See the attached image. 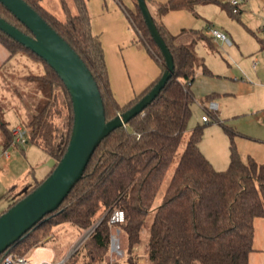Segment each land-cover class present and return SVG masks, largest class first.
<instances>
[{
	"label": "trees",
	"instance_id": "trees-1",
	"mask_svg": "<svg viewBox=\"0 0 264 264\" xmlns=\"http://www.w3.org/2000/svg\"><path fill=\"white\" fill-rule=\"evenodd\" d=\"M24 1L87 66L99 90L106 121L136 104L156 84L165 69L163 57L149 35L136 0H133L134 10L123 7L127 19L150 55L159 62L161 74L141 94L120 105L112 95L100 39L91 32L87 0H72L76 14H72L65 7V1L61 0L66 14L64 21L46 10L41 0ZM146 3L156 29L172 55V77L141 113L101 141L82 177L57 210L46 215L0 254V262L7 253L25 255L43 241L53 240L55 232L65 225L83 234L99 222L64 264H139L141 253L138 248L142 244L146 264H250L248 255L253 248V221L264 217V161L257 163L251 157L245 162L241 160L234 142L236 132L220 122L216 112L209 114L213 121L219 122L229 138L227 168L216 170L200 150L203 132L209 121L196 124L188 134L161 201L155 207L151 221H148L156 196L187 130L194 103L190 85L197 69L200 68L205 75H212L205 64L200 63L193 49L196 41H204L211 49V37L197 30L184 29L182 33L189 35V41L183 42L170 35L158 18L169 11L181 9L197 15L195 7L205 4H218L232 16H237L240 10L233 14L230 5L219 0H167L164 3L146 0ZM0 17L29 34L2 4ZM0 43L9 53L2 71L19 52L43 64L42 74L27 79L35 83L34 92L39 98L27 106L19 123L26 129L27 143H33L57 162L66 150L72 128L69 94L56 73L41 58L1 31ZM58 95L67 109L62 132L52 121V109ZM0 131L4 147L13 145V134L5 122L0 121ZM42 180L36 181L9 207ZM115 209L123 211L124 222L113 226L109 224V217ZM115 229L121 235L120 256L110 253V234Z\"/></svg>",
	"mask_w": 264,
	"mask_h": 264
},
{
	"label": "crops",
	"instance_id": "crops-1",
	"mask_svg": "<svg viewBox=\"0 0 264 264\" xmlns=\"http://www.w3.org/2000/svg\"><path fill=\"white\" fill-rule=\"evenodd\" d=\"M153 1L164 3L167 0ZM219 1L228 3V0ZM245 1V5L248 7L254 5V3L264 5V0H243L242 3ZM87 7L91 20V32L100 39L104 52L112 95L120 105H124L141 94L152 82L158 79L161 74L160 64L150 55L136 30V34H133L129 28L130 23L123 7L134 10L135 5L133 0H87ZM218 9H220L218 13L220 18L222 15L220 13H222V9L224 8L218 4H205L195 7L197 15L185 9L173 10L160 16L158 22L164 26L170 35L177 37L183 42H187L189 41V35L183 34L182 30L193 29L205 34L204 29H196L199 26L198 16L211 19L209 16H213V13H216ZM241 11L242 8L240 7ZM213 20L216 19L214 18ZM224 22L218 21L220 28L217 27L216 29L224 32L230 40V44L225 43L232 45L233 41L230 38V34L225 31L226 25H223L225 24ZM209 25L215 26L213 23L206 21L205 27ZM258 29L263 30L262 32L264 33V21L259 22ZM199 42L203 43L202 45L209 51H213L218 42L211 38V49L204 41H196L193 44L200 63L205 64L204 58L197 52L196 47L200 45ZM256 47L264 48L263 34L259 37L258 44L254 48ZM254 56L260 60L264 57V53H255ZM8 57V50L0 43V69ZM242 61L240 60V62ZM42 73L43 68H41L40 74ZM198 74H203L200 68L197 69L195 78L190 85V91L194 102L196 100L197 105L201 109H203L201 106L206 108L209 102H215L217 104V119L232 129L234 126L230 122L240 116L248 117L251 123H256L258 126L264 125V68L262 66L258 65L254 70L246 72L244 77H239V79L234 78V83L228 85L224 90L215 88L210 82L212 78L205 76H199L203 86L204 84L205 86L202 89H197L194 81ZM208 96L211 97L207 98ZM233 103H239L240 107H237L238 110L233 109ZM220 106L226 111H224L222 117ZM17 125L21 124L17 122L14 126ZM234 131L236 132L234 142L241 160L245 162L247 158L251 157L257 163H262L264 161V136L258 137L259 134H240L236 130ZM200 150L216 170L222 171L227 168L229 161V138L226 132L219 130L217 127L206 130V134L200 142ZM49 158L45 155L43 160L38 163L40 167H44L45 165L42 162H45ZM48 172L49 169L45 174L47 175ZM46 175L39 177L40 179L34 176L29 181V189L34 186L36 181L42 180ZM253 226V248L248 255V261L250 264H264V217L255 218ZM46 243L47 241H44L42 246ZM31 258L40 260L33 256Z\"/></svg>",
	"mask_w": 264,
	"mask_h": 264
},
{
	"label": "rangeland",
	"instance_id": "rangeland-1",
	"mask_svg": "<svg viewBox=\"0 0 264 264\" xmlns=\"http://www.w3.org/2000/svg\"><path fill=\"white\" fill-rule=\"evenodd\" d=\"M64 1L65 7L69 9L72 14H76V7L73 1ZM245 4L246 1L240 5L242 11L237 16H232L227 9H222L220 18L218 15L220 9H218L216 13H213V16H209L211 19L204 18L200 15L198 16L197 20L199 26L196 28L198 30L206 29V21L213 23L215 25L213 26L214 28H220L218 21H225V24H223L226 25L225 31L230 34L233 44L227 45L225 42L215 40L218 44L215 45L213 51H209L202 45L203 43L201 44V42H199L200 45L196 47L197 52L204 58L205 65L211 71L212 75L198 74L194 81L197 89H202L205 86V84L203 86L199 76L212 78L210 82L213 86L218 90H224L228 85L234 83V78L239 79V77H244L246 72L254 70L258 65L264 68V57H260L261 59L258 60L254 56L255 53H264V48H254L255 45L258 44L259 37L262 34L264 37L263 30L258 29L259 22L264 21V5L261 3H254V5L248 7ZM41 5L59 20L64 21L66 19L61 0H41ZM213 17L216 20H213ZM129 28L133 34H136L134 27L130 25ZM240 60L243 61L240 62ZM41 68H43V64L39 60L28 57L23 52H19L3 71L2 69L0 70V121L5 122L10 131L17 122H20V118L23 119L22 116L25 114L28 108L27 106L35 102L36 98H39V95L34 92L35 83L29 82L27 79L30 76L39 75L41 73ZM232 107L238 110L240 105L239 103H233ZM52 110L54 112L52 116L54 126L58 128L59 132H62L65 126L67 109L60 95L57 96V102ZM220 110L222 117L225 110L222 109V106H220ZM202 115H206V112L197 105L195 100L192 105V114L188 121L187 130L182 139V143L161 185L160 191L156 196L154 208L148 216V221H151L155 212L154 209L161 201L163 191L178 162L189 132L196 124H203L201 121ZM209 119V124L203 132V138L206 134V130L210 128L217 127L219 130L224 131L219 122L213 121L210 115ZM230 123L234 126L233 130H236L240 134L250 133L253 135L259 134L258 137L264 136V125L258 126L256 123H251L248 117L240 116ZM4 150L8 151L9 159L5 158ZM45 155L46 154L39 147L30 142L22 145H10L5 148L0 131V212L7 210L14 199L16 200L29 189V181L34 176L40 179L39 177L46 175L45 173L49 168L46 166L40 167V164H38L39 161L43 160ZM42 163H48V159ZM81 235L82 234H78L75 229L65 225L55 232L53 240H48L47 243L42 246L44 244L43 241L39 247H34L27 255L29 257H36L40 260L59 261L65 258L68 251L73 247ZM119 238H121V235ZM144 240L145 238H143L142 241ZM138 250L141 253L138 260L139 264H146L144 245H140ZM113 258L111 257V259Z\"/></svg>",
	"mask_w": 264,
	"mask_h": 264
},
{
	"label": "water",
	"instance_id": "water-1",
	"mask_svg": "<svg viewBox=\"0 0 264 264\" xmlns=\"http://www.w3.org/2000/svg\"><path fill=\"white\" fill-rule=\"evenodd\" d=\"M29 32L26 34L0 17V31L41 58L65 86L72 108L68 145L59 161L44 164L51 172L24 197L0 214V254L21 239L46 215L54 212L80 180L95 149L112 131L141 113L172 77L171 53L153 22L146 0H136L150 37L158 47L165 69L156 84L131 108L106 121L103 102L91 72L70 45L24 0H0ZM86 235L73 245L64 261Z\"/></svg>",
	"mask_w": 264,
	"mask_h": 264
},
{
	"label": "built area",
	"instance_id": "built-area-1",
	"mask_svg": "<svg viewBox=\"0 0 264 264\" xmlns=\"http://www.w3.org/2000/svg\"><path fill=\"white\" fill-rule=\"evenodd\" d=\"M242 1L243 0H228V4L230 5L231 11L233 14H236L239 12L240 5H241ZM205 34L207 36L215 39V40L224 41L227 44H230V40L228 39L226 34L222 31L214 28L213 26H210V25L207 26L205 29ZM201 107L206 112V115H203L201 119L203 122H208L210 120L209 119V115H210L209 113L217 111V104L215 102L211 101L208 103L206 108L203 106H201ZM11 132L13 134V143H12L13 145H22L24 143H27V133H26V129H24V127H22L21 125L14 126L12 128ZM4 156L6 159L9 158L8 151L4 150ZM123 222H124L123 211L120 209L113 210L110 214V217H109V224L116 226L118 224H122ZM98 223L99 222L95 223L94 225H92L90 228H88L87 230H85L83 232V234L86 235V238L84 239V241L91 234V232L94 230V228L96 227V225ZM119 235H120V232L118 229H115V231L110 234V253H111V255H114V256L122 255V251L120 250V246H119ZM64 262H65L64 258L59 260V261H55V260H34L31 257H29L27 254L17 256L13 253H7L4 255L0 264H64Z\"/></svg>",
	"mask_w": 264,
	"mask_h": 264
}]
</instances>
